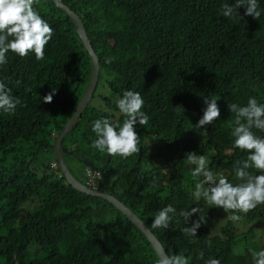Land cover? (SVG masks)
I'll list each match as a JSON object with an SVG mask.
<instances>
[{
    "label": "trees",
    "instance_id": "16d2710c",
    "mask_svg": "<svg viewBox=\"0 0 264 264\" xmlns=\"http://www.w3.org/2000/svg\"><path fill=\"white\" fill-rule=\"evenodd\" d=\"M63 1L82 18L101 63L97 90L64 141L94 167L67 155L72 172L88 184V171H98V189L132 208L169 255H184L189 264L208 258L252 264L248 249H264L248 239L252 230L240 245L234 221L222 234L210 233L223 208L194 200L199 180L192 177L194 166L186 156L205 155L211 171L240 183L234 166L249 153L233 147L235 114L228 104L245 106L249 97L264 104V0H258L259 19L245 16L244 6L238 8L243 19L224 17L221 5L235 0ZM35 7L54 29L44 59L9 51L8 63L0 66V79L7 77L6 86L23 105L15 114L0 111V264H155L159 256L152 243L118 208L68 184L56 159L41 160L42 152L54 154L53 142L85 91L92 61L66 12L52 0H39ZM100 87L106 91L98 94ZM53 88L52 102L45 103L43 96ZM125 90L141 94L149 116L146 126L135 128L139 153L126 159L91 147L93 121L119 120L116 101ZM205 97L217 98L220 118L197 129ZM169 204L176 208L169 227L152 228L158 210ZM193 207L200 213L185 224L179 213ZM239 215L240 221L264 219V204ZM200 216L205 222L196 236H185L181 229ZM201 251L204 260L197 258Z\"/></svg>",
    "mask_w": 264,
    "mask_h": 264
},
{
    "label": "clouds",
    "instance_id": "9594fccd",
    "mask_svg": "<svg viewBox=\"0 0 264 264\" xmlns=\"http://www.w3.org/2000/svg\"><path fill=\"white\" fill-rule=\"evenodd\" d=\"M38 3L39 0H0V66L8 63L9 51L22 58L31 52L35 54L37 61L44 59V50L52 39L54 29L37 11L35 5ZM240 6L245 7V16H252L255 19L261 17L258 0H235V3L231 4L225 2L220 7V13L229 19H243L238 12ZM112 59L110 57L106 62L111 63ZM5 79L7 77L0 79V111L11 115L15 114L18 105H23L18 97L11 94L12 90L6 86ZM55 93L56 89L53 88L43 96V101L51 103ZM204 103L206 107L195 125L197 129H206V125L220 118L217 98L205 97ZM116 105L120 114L126 118L122 122L111 121L108 118L93 121L92 131L96 139L92 141L91 147L109 156L126 159L139 153L140 136L135 128L137 123L146 126L149 116L142 110L144 100L137 91L125 90L122 97L117 99ZM228 108L235 114L230 125L233 147L249 153L247 159L234 166L235 178L240 183H231L225 175L211 171L205 155L190 152L186 156V163L194 166L191 169L193 178L201 177L195 183V190L192 192L194 200L199 202L203 199L209 206L223 208L225 212L232 213L228 219L235 222L242 219L239 213L246 215L258 205L264 204V137L256 135L253 131L256 129L264 132V104L258 103L254 97H249L245 106L230 102ZM249 169H254L259 174H254ZM194 213H200V208L181 210L179 215L187 224ZM175 215L176 208L169 204L158 210L151 227L167 229ZM203 222L205 217L200 216L181 231L187 237H194ZM208 246L211 247V241H208ZM248 252L252 264H264V249L257 251L249 248ZM234 254L241 255L242 252L234 250ZM197 258L204 260V252L201 251ZM155 264H189V260L180 254H164ZM204 264H221V261L208 258L204 260Z\"/></svg>",
    "mask_w": 264,
    "mask_h": 264
},
{
    "label": "water",
    "instance_id": "95a60500",
    "mask_svg": "<svg viewBox=\"0 0 264 264\" xmlns=\"http://www.w3.org/2000/svg\"><path fill=\"white\" fill-rule=\"evenodd\" d=\"M60 9L67 13L72 23L74 24L75 30L80 37L85 49L89 52L92 61V70L90 79L85 88V91L79 100L75 110L73 111L71 117L67 120L64 125L61 133L55 138L53 142L54 156L56 161L58 162L59 169L61 170L63 176L66 179V182L72 185L75 189L87 193L89 195L98 196L103 199L108 200L111 204H113L116 208H118L134 225H136L149 239L152 243L153 248L157 252L158 256L169 253L166 248L160 241V239L156 236V234L152 231V229L147 225V223L136 213L132 208L127 206L123 201L117 198L115 195L107 192H102L100 190H95L87 186L84 182H82L77 176L72 172L70 165L67 161V155L73 156L76 159L83 161L86 165L94 167V163L89 160H86L76 154H74L71 150H69L65 144V138L72 131V129L77 125L79 119L83 115L85 109L91 102L98 84L101 73V63L100 57L96 53L91 38L87 32L86 26L80 17V15L72 10L67 4L64 3L63 0H52ZM108 164L106 163L101 170H105Z\"/></svg>",
    "mask_w": 264,
    "mask_h": 264
},
{
    "label": "rangeland",
    "instance_id": "374dc122",
    "mask_svg": "<svg viewBox=\"0 0 264 264\" xmlns=\"http://www.w3.org/2000/svg\"><path fill=\"white\" fill-rule=\"evenodd\" d=\"M106 91L105 88L100 87L98 89V94L100 93V91ZM96 101V98L94 99ZM100 104V103H98ZM122 114H118V119L120 122H122ZM41 160L42 161H49V160H54L55 156L52 152H42L41 153ZM72 162H74L77 166V168L79 169V167L81 168L82 166L81 163L71 160ZM73 163V164H74ZM73 164H72V169H74V172L81 177V179L83 180V176L81 175L80 171H77L75 168L76 166L73 168ZM198 180L201 179V177H197ZM214 207V206H213ZM232 215V213H227L224 211V209H222L219 214L217 215L216 219L213 222L212 228L210 233L212 235H219L222 234V229L223 227L229 222L231 221L230 219H228V217ZM236 226L239 229V233L242 235H239L240 237H238L237 241H239L237 243V245L241 244V241L243 240L244 243L248 242L247 239H245V237L250 234L249 232L252 230L253 234H251L249 236V240H254L256 244H258L259 246H263L264 247V219L263 218H258L255 220H251V221H235ZM241 240V241H240ZM247 240V241H246ZM236 245V248H237Z\"/></svg>",
    "mask_w": 264,
    "mask_h": 264
},
{
    "label": "built area",
    "instance_id": "2783aa9c",
    "mask_svg": "<svg viewBox=\"0 0 264 264\" xmlns=\"http://www.w3.org/2000/svg\"><path fill=\"white\" fill-rule=\"evenodd\" d=\"M54 165H57V163H55ZM89 172V182L87 184V186L93 188V189H98V185L96 183V179L100 178V173L98 171H88ZM99 180V179H98Z\"/></svg>",
    "mask_w": 264,
    "mask_h": 264
},
{
    "label": "crops",
    "instance_id": "0c3cea01",
    "mask_svg": "<svg viewBox=\"0 0 264 264\" xmlns=\"http://www.w3.org/2000/svg\"><path fill=\"white\" fill-rule=\"evenodd\" d=\"M76 165L74 164V166L73 167H75Z\"/></svg>",
    "mask_w": 264,
    "mask_h": 264
}]
</instances>
